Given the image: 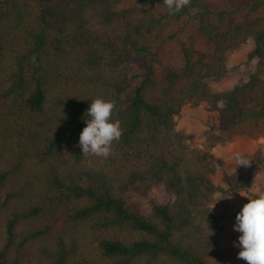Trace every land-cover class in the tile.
I'll list each match as a JSON object with an SVG mask.
<instances>
[{"label": "trees", "instance_id": "trees-1", "mask_svg": "<svg viewBox=\"0 0 264 264\" xmlns=\"http://www.w3.org/2000/svg\"><path fill=\"white\" fill-rule=\"evenodd\" d=\"M122 2L0 0V264H207L212 195L251 182V164H235L217 190L207 149L190 148L174 118L202 102L230 126L264 118V16L212 22L204 10L181 65L136 75L131 59L154 54L169 24ZM248 39L242 78L227 60ZM95 98L116 102L123 130L108 158L79 147Z\"/></svg>", "mask_w": 264, "mask_h": 264}, {"label": "rangeland", "instance_id": "rangeland-1", "mask_svg": "<svg viewBox=\"0 0 264 264\" xmlns=\"http://www.w3.org/2000/svg\"><path fill=\"white\" fill-rule=\"evenodd\" d=\"M198 7L190 10L189 14L178 16L168 9L163 0H123L120 8L150 9L156 16H162L169 26L163 33L154 54L136 55L130 61L132 74L141 75L152 69L162 72L173 64L183 63V47L189 46V38L198 24V16L207 10L212 22L226 15H232L235 20L264 16V0H198ZM222 16V17H220ZM196 49L211 51L212 46L203 38L195 44ZM253 50V41L248 39L241 48L234 51L227 60V66L233 67L245 76L247 57ZM255 62L250 64V70ZM243 78V77H242ZM234 79L228 76L222 81L226 89L231 87ZM257 93L261 104L264 105V82L258 86ZM175 130L187 137L186 143L192 149H207L209 163L215 168L212 181L217 190L225 189L222 177L224 170L235 165L232 156L235 153L244 155L251 161L254 175L245 190L219 193L211 197L210 208L217 218L219 235L216 239L217 248L208 259L207 264H246L238 259L241 250L238 237L241 233L234 230L236 215L242 210L248 199L253 198L258 188L264 189V118H247L234 125H228L220 118L217 111L202 102L197 106L184 105L174 118ZM212 142L215 144L209 147ZM263 157L261 164L254 162L255 158Z\"/></svg>", "mask_w": 264, "mask_h": 264}, {"label": "clouds", "instance_id": "clouds-1", "mask_svg": "<svg viewBox=\"0 0 264 264\" xmlns=\"http://www.w3.org/2000/svg\"><path fill=\"white\" fill-rule=\"evenodd\" d=\"M191 0H163V4L172 12H179L188 6ZM223 107V102H218ZM116 108L114 100L95 98L87 109L90 117L79 136V147L83 156L108 158L112 152L113 142L122 137L121 122L112 120ZM238 167L250 166L251 161L240 153L232 156ZM236 168V169H237ZM234 230L238 231V259L246 264H264V189L258 188L253 198L243 205L236 215Z\"/></svg>", "mask_w": 264, "mask_h": 264}]
</instances>
